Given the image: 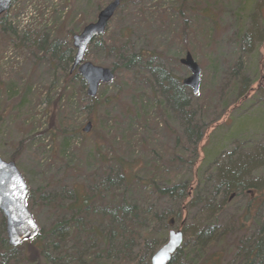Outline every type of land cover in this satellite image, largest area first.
<instances>
[{
    "label": "rangeland",
    "instance_id": "374dc122",
    "mask_svg": "<svg viewBox=\"0 0 264 264\" xmlns=\"http://www.w3.org/2000/svg\"><path fill=\"white\" fill-rule=\"evenodd\" d=\"M113 1L17 0L0 22V158L15 163L28 184L27 207L40 228V238L52 248L53 240L48 233L57 222L69 218L61 210L60 198L64 199L63 206L64 195L72 187L90 190L93 183L100 184L99 176L111 161L100 162L96 151L98 137L104 135L100 152L109 158L124 155L127 160L146 162L153 151L152 158L160 159V154L168 161L175 150V138L169 132L172 128L185 150L177 149L176 153L196 160L194 145L185 140L184 117L165 109L161 111L162 117L157 115L155 93L159 95V89L155 88L157 74L151 70L161 67L182 82L191 76L181 64L188 53L201 68V88L199 95L193 96L192 90L185 87V94L190 101L192 97L205 101L200 115L204 112L205 125L212 123V126L201 127L198 161L192 170L184 172L196 174L197 179L191 185L197 191L193 190L189 201L186 200L188 205L182 215L179 203L169 197L157 201L155 209L177 217L176 229L184 219L183 245L193 241L194 234L234 228L251 193L233 196L230 202L217 198L211 215L202 202L214 197L222 184L220 175L230 163L245 164V180H251L250 184L264 179V166L259 163L264 160L259 158L264 153V0H135L121 7L105 35L89 46L84 58V62L94 66L119 69L114 82L102 85L98 95L91 99L78 68L73 73L78 74L84 85L67 78L73 75L70 71L73 64L67 65L66 54L71 51L75 57L73 36L96 22L100 11ZM141 52H149L153 59L146 66H140L136 60L130 64V58ZM239 64L245 68L239 77V91L247 80L249 94L240 100L238 92L227 103L225 113L226 110H220L223 103L220 89L227 84L229 74L239 70ZM115 96L119 101L113 106L105 104L98 108L101 116L98 135L93 134L94 126L89 134L83 133L92 106L96 105L92 100L98 98L97 102H101ZM142 98L148 104L150 127L144 130L139 121L129 127L120 124L127 107L140 103ZM159 100L163 98L159 96ZM49 104L51 110L59 105L64 113L66 129L59 128L58 134L49 129ZM151 162H146L144 174L151 173ZM202 162L205 163L201 166ZM147 201L150 206V199ZM3 222L6 225L0 212V239L7 238ZM166 225L156 226V240H161L158 236L167 231L168 239L170 228ZM73 245L67 243L63 251L71 253ZM213 251L227 254L223 263L232 262L233 240L224 241ZM23 252L13 250L6 260L0 256V264H6L1 260L10 263L23 260Z\"/></svg>",
    "mask_w": 264,
    "mask_h": 264
},
{
    "label": "trees",
    "instance_id": "16d2710c",
    "mask_svg": "<svg viewBox=\"0 0 264 264\" xmlns=\"http://www.w3.org/2000/svg\"><path fill=\"white\" fill-rule=\"evenodd\" d=\"M120 1L121 7L125 8L135 0ZM4 17L5 15L1 18V21ZM71 34L73 35L74 32H71ZM130 34L131 32L128 31L129 37ZM64 53L66 54V52ZM73 53L67 51V65L74 63ZM152 59L153 56L149 52H141L130 58V64L136 60L135 62L140 66H146V62ZM239 65V70L232 71L229 74L227 84L220 89V93L223 95L220 110H226L225 113L228 112L227 103L238 92L239 96L237 97H240V100L242 98L246 99L249 94L247 80L245 81L246 85L239 91V77L245 71L243 65ZM111 70L115 75L119 72L118 66H114ZM151 70L157 74V85L155 86L159 89V95L155 93V97L158 99L157 108L159 107L157 115L162 117L163 113L161 111L165 109L184 117L185 140L186 143L194 145L193 155L196 160L195 158L188 159L176 153L177 149L182 152H185V150L180 144L179 138H176V132L172 128L169 132L174 135L175 150L174 152L171 151V158L168 161L164 160L160 154V159L152 158L153 151H151L148 157V161H152L150 174L143 173V170H146V162L148 161L144 162L141 159L127 160L124 155H115V157L109 158L108 155L101 153L100 147L102 146L101 142L104 141V135L98 137L99 144L96 151L100 162L109 159L111 163L99 176L102 179L100 184L93 183L90 190L84 186L72 187L69 194L64 195L66 204L63 206L61 202H64V199L60 198L61 210L69 215V218L57 222L49 231L48 236L53 240L52 248L46 246L45 240H42L39 234L33 241H25L16 248L17 251L24 250L25 258L23 260L21 259L15 263L3 260L1 262L6 264H151L154 254L167 242L168 231L164 236H158L161 237V240L155 239L156 226L167 224L166 226L171 230L170 221L175 220L177 223V217L155 209V203L162 198L169 197L172 202L179 203V213L182 215V211L188 205L186 200L189 201L193 190L197 191L191 185L192 180L197 179L196 174L186 175L184 172L192 170L198 161L199 150L197 144L203 138V133L200 132L201 127L203 125L206 127L212 126V123L205 125L207 119L204 112L200 115V112L204 111L203 102L205 101L192 96L193 99L190 101L185 94L186 88L182 84L183 81L181 82L175 76L167 74L161 67ZM71 74L73 75L67 76V78L77 80L81 85H84L78 74ZM159 96L163 98V101L159 100ZM61 97L58 102L61 101ZM199 98L201 97L199 96ZM118 99L119 97L115 96L101 102H97L98 98L92 100L96 105L95 108L92 106L89 123H92L93 120L94 135H98L97 125L101 119L98 108L105 104L111 107L119 101ZM50 107L52 106L49 104L50 111H47L49 129L58 134L60 129H66L64 113L59 105H56L52 110ZM148 113V104L143 99L140 103L127 107L124 121H121L120 124L129 127L133 123L138 124L139 121L143 125L142 128L146 130L151 125L149 124ZM144 116H147L148 119L145 120ZM54 123L60 124L59 127ZM154 130L157 129L153 128ZM74 132L79 133L77 130ZM63 145L66 146V143H63ZM259 158H264L263 151ZM251 161L253 160H249V163ZM204 163L202 162L201 166ZM259 163L264 166V160ZM244 167L245 164L242 165L239 161L236 164L230 163L224 174L220 175L222 184L215 192L214 197L202 202L208 208L207 213L211 215L214 205H216L214 201L217 198L223 197V200L226 199L230 202L233 196H243L248 192L251 193L244 212L236 219V226L220 232H213L212 229L194 234V240L184 244L174 255L170 264H225L223 259L228 257L227 254L223 255L221 252L213 251V249L221 247L223 242L229 241V239L233 240L235 255L233 261L226 264H264V179L250 184L251 180H245L247 175ZM201 172L202 170L198 173L200 182ZM164 178L169 181L163 182ZM253 193L257 194L253 196ZM147 199H150V206ZM190 206H192L191 203ZM3 224L5 225V222ZM200 225L202 224L200 223ZM205 225L209 226L210 224L205 222ZM204 228H207V226ZM184 229V235H186ZM233 229L237 231L235 236ZM69 242L74 245L71 253L68 254L63 249ZM16 249L9 246L7 238L0 239L1 258L3 257L6 260V255ZM56 251L57 254H55ZM60 252H63L62 256L59 255Z\"/></svg>",
    "mask_w": 264,
    "mask_h": 264
},
{
    "label": "water",
    "instance_id": "95a60500",
    "mask_svg": "<svg viewBox=\"0 0 264 264\" xmlns=\"http://www.w3.org/2000/svg\"><path fill=\"white\" fill-rule=\"evenodd\" d=\"M16 0H0V18L10 11ZM121 7L120 0H114L103 9L95 23L88 25L80 35L73 38L75 48L74 64L72 73L78 68V73L88 86L87 94L94 99L102 85L112 84L115 74L111 69L94 66L84 62L87 50L93 42L104 36L109 24ZM190 72L191 76L183 80V85L192 90L196 96L201 88V68L188 53L181 60ZM93 128L88 123L83 133L89 134ZM29 195L28 185L22 174L13 162H5L0 158V212L6 218V233L9 246L19 247L24 241H33L40 233V228L26 206ZM174 225V221H171ZM185 221L181 224V228ZM184 242L182 230L171 231L168 241L153 256L151 264H170L173 256L180 250Z\"/></svg>",
    "mask_w": 264,
    "mask_h": 264
}]
</instances>
